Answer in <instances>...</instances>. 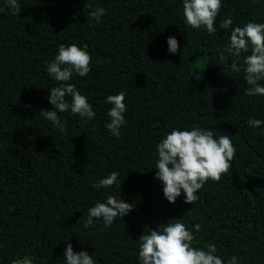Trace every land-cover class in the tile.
Instances as JSON below:
<instances>
[{
	"label": "trees",
	"instance_id": "1",
	"mask_svg": "<svg viewBox=\"0 0 264 264\" xmlns=\"http://www.w3.org/2000/svg\"><path fill=\"white\" fill-rule=\"evenodd\" d=\"M18 3L22 10L12 15L0 0V264L25 255L33 264H65L67 243L96 264H139L145 228L178 219L189 230L200 224L193 245L215 244L225 264L233 256L264 264V124L247 123L264 121V96L245 95L244 73L225 71L218 55L233 27L264 23V0H221L215 34L186 25L182 0ZM96 7L106 9L99 23L86 14ZM229 14L233 24L221 29ZM169 36L178 41L176 54L168 52ZM60 44L87 46L91 71L69 82L96 113L87 122L58 113L67 120L64 133L40 114L53 110L48 90L60 86L46 71ZM120 91L127 110L117 138L106 127V101ZM197 126L230 137L232 167L208 180L194 204L183 193L169 203L155 179L156 146L173 129ZM113 171L116 184L92 187ZM109 194L133 210L110 227L101 219L84 228L88 209Z\"/></svg>",
	"mask_w": 264,
	"mask_h": 264
},
{
	"label": "clouds",
	"instance_id": "2",
	"mask_svg": "<svg viewBox=\"0 0 264 264\" xmlns=\"http://www.w3.org/2000/svg\"><path fill=\"white\" fill-rule=\"evenodd\" d=\"M5 5L12 15H19L22 10L18 0H5ZM221 7V0H182V15L186 25L192 29L203 28L208 34H215L216 18ZM105 13L106 9L96 7L86 14L87 18L99 23ZM232 24L229 14L219 27L227 30ZM167 46L169 53L176 54L179 51L175 37L167 38ZM86 47V45L81 48L75 44L67 46L60 44L57 54L46 69L48 76L59 82L60 86L48 90V102L53 106V110H41L40 114L61 133L66 132L67 120L62 119L58 113L70 110L85 122L96 115L88 98L78 91L75 84L69 82L73 75L84 77L91 71L92 57L85 50ZM245 53L250 54L243 55ZM218 55L224 62L225 71L230 74L244 73V80L249 85L245 89V95L264 96V83H261L264 82V23L248 22L243 26L233 27L228 43ZM229 57H233L230 62ZM67 97L71 98L70 103ZM125 97L126 93L120 91L118 94L107 96L106 101L112 105L107 113L110 122L106 127L111 135L117 138L121 134V127L126 123ZM247 123L250 127L258 128L264 124V121L252 118ZM214 137V130L202 129L198 126L191 130L177 128L167 133L157 144L155 179L162 183L163 197L169 203H175L183 193V202L194 204L199 199L197 192L208 180L218 182L222 175L230 171L236 148L228 135L220 136L218 139ZM118 176L119 173L113 171L106 178L93 183L92 187L96 189L111 187L116 184ZM133 208L132 203L109 194L105 202H96L88 209L83 227H94V221L101 219L104 227H110L117 217L121 219ZM175 221L167 222L155 230L145 228L138 237L139 264H225V261L217 255L215 244H207L204 248L193 245V241L196 240L194 232L202 231L200 224H195L193 230H189L179 219ZM63 256L65 264H96L88 252L73 251L71 243H67ZM33 261L32 256L25 255L12 260L11 264H33ZM227 264H240V258L230 257Z\"/></svg>",
	"mask_w": 264,
	"mask_h": 264
},
{
	"label": "rangeland",
	"instance_id": "3",
	"mask_svg": "<svg viewBox=\"0 0 264 264\" xmlns=\"http://www.w3.org/2000/svg\"><path fill=\"white\" fill-rule=\"evenodd\" d=\"M200 67H201V63L198 62V63L196 64V66H195L194 72H195V73L198 72V71L200 70Z\"/></svg>",
	"mask_w": 264,
	"mask_h": 264
}]
</instances>
